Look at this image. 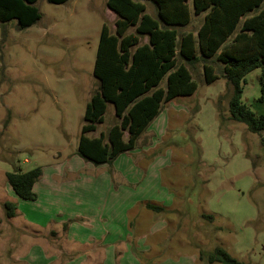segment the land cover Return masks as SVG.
<instances>
[{
  "label": "rangeland",
  "instance_id": "obj_1",
  "mask_svg": "<svg viewBox=\"0 0 264 264\" xmlns=\"http://www.w3.org/2000/svg\"><path fill=\"white\" fill-rule=\"evenodd\" d=\"M105 4L38 0L41 19L33 26L18 30L14 21L0 24V190L7 188L20 214L38 210L46 199L39 204L19 199L5 173L63 172L75 158L71 163L78 173L60 178L72 190L57 210L64 221L75 217L65 224L82 240L99 237L105 246H117L119 254L131 240L137 247L150 244L153 252L144 253L153 264H186L200 250L206 255L216 248L241 264H264V133L253 134L229 120L230 86L222 78L205 84L200 65L190 69L196 91L163 104L136 140L132 153L145 149L135 155L137 163L127 155L131 151L99 166L78 157L85 104L98 87L93 67L102 24L114 32L116 16ZM146 7L155 16L154 5L146 2ZM201 20L192 16L184 31L196 29ZM215 69L219 75V66ZM259 76L260 70L246 75L241 100L251 112L264 114ZM114 123L108 104L103 122L87 136L97 137ZM168 196V218L143 207L162 204ZM163 218L169 225L151 238L150 225ZM21 219L14 225L22 226ZM14 238L17 250L27 243ZM52 244L63 251V241ZM14 252L0 234V264H19L11 260ZM199 264L208 263L203 259Z\"/></svg>",
  "mask_w": 264,
  "mask_h": 264
},
{
  "label": "trees",
  "instance_id": "obj_2",
  "mask_svg": "<svg viewBox=\"0 0 264 264\" xmlns=\"http://www.w3.org/2000/svg\"><path fill=\"white\" fill-rule=\"evenodd\" d=\"M37 1L0 0V24L14 21L18 30L33 26L41 19ZM67 1L46 0L54 5ZM146 2L154 5L155 16L146 13ZM105 6L116 16L114 32L102 24L93 67L98 87L85 104L79 157L99 166L131 151L163 104L196 91L190 69L197 65L205 84L222 78L230 86L229 120L253 134L264 133V114L251 112L241 100L246 75L260 70L258 101L264 103V0H106ZM192 16H202L199 26L184 31ZM108 104L115 123L88 137L103 122ZM41 175L40 168L13 170L5 173V180L19 199L34 201L33 186ZM143 205L153 213H167L159 205ZM2 208L6 218L15 215L14 204L5 202ZM131 249L137 255L133 245ZM198 257L208 264H241L220 248L206 255L200 250Z\"/></svg>",
  "mask_w": 264,
  "mask_h": 264
},
{
  "label": "crops",
  "instance_id": "obj_3",
  "mask_svg": "<svg viewBox=\"0 0 264 264\" xmlns=\"http://www.w3.org/2000/svg\"><path fill=\"white\" fill-rule=\"evenodd\" d=\"M141 152L144 153L145 149H134L133 153L131 151L127 153V155L131 154V156L134 157L135 155H141L139 154ZM135 157L139 158V156ZM138 158L135 163L139 160ZM75 160L74 158L73 160L67 161L66 165L68 166L64 170L65 173H63L64 171L60 172V170L58 172L52 170L48 174L42 172L41 177L33 186V192L36 195V199L33 202L39 204L42 199H46L44 206L38 205V210H25L20 214L17 208L19 203L17 204L12 198L8 197V191L5 186L1 188L0 207L5 202L18 205L15 210V215L11 218H6L5 215H3L4 212L0 213V234L3 236L6 235L9 249L16 251V254L14 252V254L10 256L11 260L19 264H153V261L144 253L149 251V254H151L153 252V246L151 247L150 244L149 247L146 245H139L137 247L134 244V240H131L130 244H125L123 251L119 254V252H115L117 246H105V241L99 237L92 235L87 240H82L77 237L76 234H73L70 228L71 225L63 229L67 219L75 217H69L64 221L57 210L68 198V191L72 190L71 187L70 190L67 189L68 187L62 184L63 182L60 178H62V176L69 178L71 173H78L77 168L71 163ZM149 175L153 179V173H149ZM171 201L172 196H168L167 200L162 201L164 206L161 203L155 204L166 209L167 213H161L162 215H166L164 218H168L169 215L167 214H171L172 212V210L169 209L170 207H167V203ZM176 212L178 215L180 214V211L177 210ZM20 216L23 218L21 219L22 226L14 225V220L20 218ZM164 218L160 222L157 221L154 225H150L149 231L152 233L151 238H153V232L157 233L160 229H164L167 223L169 225V221L165 223L166 220ZM3 220L5 221L3 222ZM176 222L179 223L177 220ZM48 235L51 237L49 238ZM14 236L22 240H27V243L21 246L20 250H17L19 244L15 242ZM93 237H95V239ZM100 239L103 240V242L100 241ZM126 239H128V236L125 240ZM57 240L63 241V251L60 250L61 248L57 250L53 249L52 243L57 242ZM85 244H88V247ZM132 245L135 247L137 255L132 251ZM89 247L91 250H89ZM131 253L138 259L143 253L145 258H142L143 260L139 259V262ZM116 254H119V256L115 257ZM185 260L186 264H199L200 262L198 253ZM179 261L180 260L176 261L175 264H178Z\"/></svg>",
  "mask_w": 264,
  "mask_h": 264
}]
</instances>
